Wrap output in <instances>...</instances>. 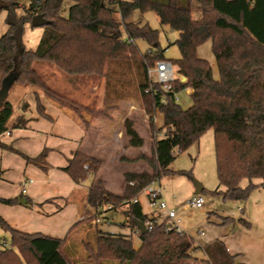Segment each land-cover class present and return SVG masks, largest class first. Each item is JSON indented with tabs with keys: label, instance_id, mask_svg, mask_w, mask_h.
Masks as SVG:
<instances>
[{
	"label": "trees",
	"instance_id": "trees-1",
	"mask_svg": "<svg viewBox=\"0 0 264 264\" xmlns=\"http://www.w3.org/2000/svg\"><path fill=\"white\" fill-rule=\"evenodd\" d=\"M3 1L0 14L7 11L8 29L0 38V89L4 79L13 74L16 84L40 88L48 98L89 123L85 112L93 113L94 106L50 87L35 63L49 61L67 74L105 77L113 93H119L117 87L123 89L126 81L140 94L151 130L162 133L155 136L150 157L142 154L127 158L144 159L151 168L125 173L122 195L105 189L97 176L101 162L94 156L78 150L64 168L76 183L90 177L82 221L102 217L106 212L103 207L111 204L127 206L124 226L136 228L139 221L153 222L152 229L140 233L139 247L132 236L110 232L97 231L94 241L83 240L88 264H180L193 257L198 245L192 235L168 228L165 222L158 223L142 212L139 201L132 200L163 176L189 175L185 170L173 171L170 165L177 153L187 151L209 129L214 131L220 185L213 193L225 200H245L259 186L254 179H261L260 184L264 185V0H33L23 16L17 14L18 0ZM67 1L70 7L65 17L62 11ZM194 9L200 11V16H194ZM136 10L154 11L162 25L179 31L175 41L180 50L177 60L164 57L157 30L140 19H131ZM38 13L52 23L44 26L37 49H27L22 42L25 24L32 23ZM138 40L148 43L146 53L140 50ZM208 40L212 42L218 78L213 75L211 63L197 54L198 47ZM165 59L177 65L181 76L170 89L149 75V69ZM184 88L193 89V105L187 109L175 98ZM35 95L39 112L47 116L40 92L36 90ZM14 112V105L7 98L0 108V135L12 126L26 125L23 115L13 121ZM158 112L163 115L161 127L154 121ZM125 133L131 146L144 145V138L129 118ZM26 159L44 169L48 167L46 150ZM244 179L250 181L246 187L241 185ZM0 202L13 204L18 200L0 198ZM27 203L31 201L27 199ZM210 218L220 220L219 225L223 226L251 225L245 217L236 219L211 212ZM0 225L11 236L10 245L0 248V264H74L66 238L18 230L1 215ZM204 252L205 264H242L221 239L206 245Z\"/></svg>",
	"mask_w": 264,
	"mask_h": 264
},
{
	"label": "crops",
	"instance_id": "crops-1",
	"mask_svg": "<svg viewBox=\"0 0 264 264\" xmlns=\"http://www.w3.org/2000/svg\"><path fill=\"white\" fill-rule=\"evenodd\" d=\"M175 70L179 75L178 67ZM14 87L15 85L10 90ZM187 90L190 94L193 93V89L187 88ZM35 91L33 93L29 90L25 91L23 99L18 102L17 107L13 104L15 110L13 121L15 117L23 115L27 119L26 125L12 126L9 131L0 135V142L11 147L10 149L0 143V198L18 200L13 204L0 202V215L18 230L28 233L39 232L54 238H66L72 254L77 255V251H79L83 259L82 241H94L97 231L124 234L132 236L134 239L133 234L130 233L134 228L123 225L128 220L126 205L111 206L106 210L105 213H108L111 218L106 221L103 214L101 223L106 221L109 225L107 229H101L100 223H95V219L91 222L82 221L86 210L90 177L83 182L76 183L64 168L78 150L98 157L101 160L98 177L103 180L106 190L119 195L125 191V173H140L144 170L149 171L150 168L140 161H128L127 158L133 157L123 154L120 159L127 162L126 165H129V168H126L124 172L121 171L120 180H116V183L113 177L114 168L119 165L123 167V164L118 161L119 159L116 164L113 157L104 156V160H102L103 156L99 155L101 147L96 146L101 142L94 144L97 134L95 124L82 122L71 110L57 104L44 93H40V99L47 116L42 115L37 108ZM136 129L140 133L137 126ZM102 140L104 139L102 138ZM124 147L126 146L124 145ZM134 148L138 147L132 146V149ZM139 149L144 152L145 146L143 145ZM45 150L47 151L48 165L46 169L26 159V157L35 158ZM105 165H108L106 169L108 175L103 173ZM24 184H27L26 192H23ZM195 195H197L196 188L189 199ZM22 199H25V202H22ZM27 199L31 201V204L27 203ZM137 199L142 212L159 221L162 212L156 211L151 206L146 194L142 193ZM168 205L178 212L177 207L169 203ZM116 219L121 222V227L113 225ZM209 220L208 232L202 230L199 232L200 234L192 235L190 231L183 228L185 232L195 238L198 248L194 251L191 259H185L180 264H205L204 247L215 239L224 241L228 251L235 255L237 262L264 264V230L262 228L252 224L247 227L239 223L234 226H223L219 225L220 220L218 219L211 218ZM75 230L80 233L78 243L69 239L71 232ZM136 236L139 243H135V246L139 247L141 244L140 234Z\"/></svg>",
	"mask_w": 264,
	"mask_h": 264
},
{
	"label": "rangeland",
	"instance_id": "rangeland-1",
	"mask_svg": "<svg viewBox=\"0 0 264 264\" xmlns=\"http://www.w3.org/2000/svg\"><path fill=\"white\" fill-rule=\"evenodd\" d=\"M32 1L33 0H18L20 7L17 9V14L19 16L25 15ZM3 3L4 1L1 0L0 4ZM69 7L70 5L67 1L62 11L65 17L69 15ZM113 7H117V5H113ZM193 14L195 17H198L201 13L199 10L194 9ZM6 17L7 11L3 10L0 14V38L8 29ZM131 19H140L143 23H148L152 28L158 31V41L160 43V48L164 51V57L166 59L177 60L180 57V50L175 44L176 39L179 37V31L167 25H162L159 17L154 11L150 10L146 13H142L140 10H136ZM44 30V26L35 27L30 21L26 22L22 38L24 47L36 50ZM138 45L143 53L148 51L149 45L145 40H138ZM197 53L199 57L209 60L212 65L214 77L218 78L219 71L212 50L211 40L203 43L198 48ZM35 68L45 78L50 87L57 89L64 95L76 99L80 103L94 106L95 111L93 113L86 111L85 117L89 119V123L95 124L96 126L97 134L94 144L99 141L101 142V144H96V146L101 147L99 155L103 156L102 160H104V156L113 157L116 160V164L118 159V161L123 164V167L118 164L119 166L114 168L115 172L113 170L115 182L116 180H120L119 174L121 171L124 172L126 168H129V165H126L128 163L120 159L123 154L133 158L142 154L148 157L152 155L154 138L155 136H162V133L156 134L151 130L149 115L145 111V106L140 98V94L133 85L127 84L125 81L123 89L117 87L119 93H113L110 91V88H108L110 83H108L105 77L67 74L59 70L56 65L49 61H37L35 63ZM175 69H177V65ZM12 76L13 74L10 75L9 78H12ZM123 80L125 79L123 78ZM13 85H15L14 89L10 90ZM11 87L9 89L8 99L13 102L15 107H17L18 102L23 99L25 91L29 90L33 93V91L38 90L40 93L43 92L36 86L17 85L15 82H13ZM177 96V102L183 108L187 109L193 105L192 94H190L187 88L181 89L177 93ZM32 97L31 99H33ZM127 118L134 122V126L139 128L141 135L144 137V152H142L139 147L132 149V146L128 143L129 138L125 133V121ZM154 121L157 127H161L164 122L163 115L158 112ZM102 138L104 140H102ZM117 142H119V145H117ZM124 145L126 147L123 148ZM137 161L151 168L146 160L140 159ZM86 166H88V164H86ZM107 166L108 165H105L103 169L105 175H108V171L106 170ZM170 168L173 171L185 170L190 174L182 175L171 173L163 176L156 182L161 184L166 202L178 208V215L182 219V228L190 231L192 235L200 234L199 232L202 230L208 232L207 226L209 225L208 223H210L209 216L211 212L225 216H233L236 219L245 217L252 225L264 230V185L260 184L262 182L261 179H254V182L259 184V186L254 188L245 200H225L221 195L213 193V191L220 186L217 175L213 129H209L199 141L195 142L187 151L177 153ZM195 180L201 182L205 188L201 193L205 199L204 208L187 209L182 205L194 194L196 188L194 183ZM249 183L250 181L248 179H244L241 185L246 187ZM104 217L106 221L111 218L108 213H104ZM106 221L105 223L99 224L101 229L108 228L109 225ZM115 221L116 224L113 223V225L121 227V222H119L118 219ZM79 236V231L75 230L71 232L69 239L74 243H78L80 241ZM133 236L134 242L138 244L139 240L137 236ZM10 240V233L4 230L0 225V248L9 246ZM77 252V255L72 256L73 263L86 264L87 261L80 256L79 251Z\"/></svg>",
	"mask_w": 264,
	"mask_h": 264
},
{
	"label": "built area",
	"instance_id": "built-area-1",
	"mask_svg": "<svg viewBox=\"0 0 264 264\" xmlns=\"http://www.w3.org/2000/svg\"><path fill=\"white\" fill-rule=\"evenodd\" d=\"M149 75L154 76L159 82L163 83L166 89H170L172 87V82L176 78H181V76L177 74L172 61L166 59L156 62L155 66L149 69ZM150 90L151 88L147 89V91ZM175 98L177 99V94H175ZM26 186L27 184L23 185V192H26ZM143 193L146 194V196L149 198L151 206L156 211L162 212V215L160 216L158 223L165 222L168 228L176 229L180 232L184 231V229L181 226L182 219L179 217L176 209L169 207L168 203L166 202L163 196V191L160 183H157L156 181L150 183L144 188ZM132 202H138V199L135 198L132 200ZM204 204H205V199L203 195L197 194L191 199L187 200V202L184 204V207L187 209H191V208L202 209L204 208ZM111 206H112L111 204H107L103 207V209L108 210L109 208H111ZM102 221H103V217H97L95 219V223H101ZM145 226L147 229H152L153 222L146 221ZM130 233L133 235H137L141 233V230L138 227H136L134 228V230H131Z\"/></svg>",
	"mask_w": 264,
	"mask_h": 264
},
{
	"label": "water",
	"instance_id": "water-1",
	"mask_svg": "<svg viewBox=\"0 0 264 264\" xmlns=\"http://www.w3.org/2000/svg\"><path fill=\"white\" fill-rule=\"evenodd\" d=\"M51 23H52L51 20H48L43 14H40V13L34 15L32 18V25L35 27L46 26V25H49ZM184 80H185V78H184ZM13 82H15V75H13L12 78H9V76H8L7 78L4 79V81L2 83V87L0 89V108L2 107L4 101L8 98L9 89H10L11 85L13 84ZM194 183H195V187H196V193L197 194L202 193L203 184L201 182H199L198 180H195ZM21 201L25 202V199H22ZM137 226L141 230L142 234L146 233L147 228H146L144 222H141V221L137 222Z\"/></svg>",
	"mask_w": 264,
	"mask_h": 264
}]
</instances>
